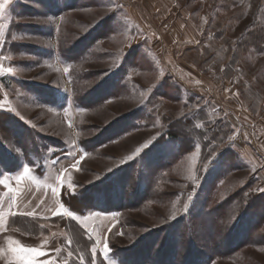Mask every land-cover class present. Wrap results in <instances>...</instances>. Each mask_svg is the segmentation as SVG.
Here are the masks:
<instances>
[{
  "label": "rangeland",
  "instance_id": "obj_1",
  "mask_svg": "<svg viewBox=\"0 0 264 264\" xmlns=\"http://www.w3.org/2000/svg\"><path fill=\"white\" fill-rule=\"evenodd\" d=\"M0 66V247L264 264V0H8Z\"/></svg>",
  "mask_w": 264,
  "mask_h": 264
},
{
  "label": "snow or ice",
  "instance_id": "obj_2",
  "mask_svg": "<svg viewBox=\"0 0 264 264\" xmlns=\"http://www.w3.org/2000/svg\"><path fill=\"white\" fill-rule=\"evenodd\" d=\"M7 3H8V0H5V3L0 4V14H3L5 6ZM48 19H49V21H51L50 17ZM0 71H4L2 66H0ZM6 71L10 73L13 71V69L8 68ZM65 72H67V69H65ZM49 111H51V109H49ZM73 143H75V141H73ZM136 151L139 152L140 149L137 148ZM127 159L131 160L132 157H127ZM71 166L73 168L77 167L76 163H73ZM28 172H29V168L24 167L23 173L25 175H27ZM0 175H2V173H0ZM17 179L19 180L20 177H17ZM3 183H4V181L0 180V184H3ZM5 186H7V185H5ZM11 191H12V189L9 188V192H11ZM53 191L55 192L56 189H53ZM189 199H191V197H189ZM61 207L63 208L64 206L61 205ZM185 207H187V205ZM9 210H11V205H9ZM65 212L70 217L73 215L72 212L68 211L67 209H65ZM10 214L12 216L16 215V213H11V211H10ZM21 215L31 216V215H33V213L32 212L21 213ZM7 227H8V221L5 219L4 213L0 212V231L6 230ZM89 238L91 239V236ZM7 242H8L7 248L0 247V259H2L5 262V264H46V261H41V260L36 259L37 256H43V255H46V253L40 252L34 248L23 249L19 246V241L13 240L11 236L7 237ZM100 243H101L100 240H96V242L91 247L92 260H91L90 264H94V261L96 259V253H97V245H99ZM56 251L59 252L60 249H57ZM103 251H104V256L107 258L108 257V251H109V246H108L107 240H105L103 242ZM21 252H24L25 255H21ZM68 255L71 256L72 252H69ZM81 259H83V257H81Z\"/></svg>",
  "mask_w": 264,
  "mask_h": 264
},
{
  "label": "trees",
  "instance_id": "obj_3",
  "mask_svg": "<svg viewBox=\"0 0 264 264\" xmlns=\"http://www.w3.org/2000/svg\"><path fill=\"white\" fill-rule=\"evenodd\" d=\"M133 125H134V124H133ZM134 127H135V126H133V128H134ZM172 140H173V141H177L178 138H175V137L172 135ZM181 149H182L181 146H179V152H180V153H183Z\"/></svg>",
  "mask_w": 264,
  "mask_h": 264
}]
</instances>
